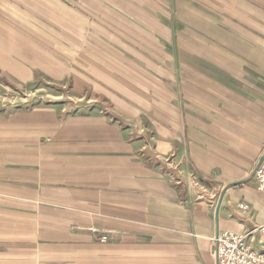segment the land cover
<instances>
[{
  "label": "crops",
  "instance_id": "crops-1",
  "mask_svg": "<svg viewBox=\"0 0 264 264\" xmlns=\"http://www.w3.org/2000/svg\"><path fill=\"white\" fill-rule=\"evenodd\" d=\"M262 156L264 0H0V264H218Z\"/></svg>",
  "mask_w": 264,
  "mask_h": 264
},
{
  "label": "built area",
  "instance_id": "built-area-1",
  "mask_svg": "<svg viewBox=\"0 0 264 264\" xmlns=\"http://www.w3.org/2000/svg\"><path fill=\"white\" fill-rule=\"evenodd\" d=\"M254 174L258 188L264 192V158L255 168ZM239 206L245 211L249 209L245 202H240ZM213 241L218 264H264V222L253 226L246 233L231 230L218 232Z\"/></svg>",
  "mask_w": 264,
  "mask_h": 264
},
{
  "label": "water",
  "instance_id": "water-1",
  "mask_svg": "<svg viewBox=\"0 0 264 264\" xmlns=\"http://www.w3.org/2000/svg\"><path fill=\"white\" fill-rule=\"evenodd\" d=\"M264 158V156H262L261 160Z\"/></svg>",
  "mask_w": 264,
  "mask_h": 264
}]
</instances>
